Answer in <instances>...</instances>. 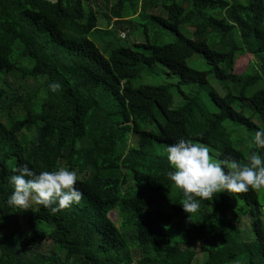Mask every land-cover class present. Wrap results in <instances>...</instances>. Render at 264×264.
<instances>
[{
	"label": "trees",
	"instance_id": "16d2710c",
	"mask_svg": "<svg viewBox=\"0 0 264 264\" xmlns=\"http://www.w3.org/2000/svg\"><path fill=\"white\" fill-rule=\"evenodd\" d=\"M94 1L0 0V264H264V189L219 192L188 216L157 152L181 136L225 165L264 152L251 141L264 0H113L109 18L141 25L130 47L99 30ZM100 31L111 42L96 47ZM21 163L76 170L82 199L55 214L7 206ZM48 242L63 256L39 250Z\"/></svg>",
	"mask_w": 264,
	"mask_h": 264
},
{
	"label": "clouds",
	"instance_id": "9594fccd",
	"mask_svg": "<svg viewBox=\"0 0 264 264\" xmlns=\"http://www.w3.org/2000/svg\"><path fill=\"white\" fill-rule=\"evenodd\" d=\"M47 87L55 93L60 85L50 82ZM251 141L257 149H264V128L257 129ZM165 152L171 167L167 177L179 190L182 196L179 205L188 216L200 214L201 202L212 200L219 192L264 189V152L251 151L246 163L233 159L225 165L210 156L208 145L183 136L167 145ZM77 180V171L68 167L37 172L21 163L9 177L12 191L5 204L19 210L36 204L55 214L82 199V192L75 186Z\"/></svg>",
	"mask_w": 264,
	"mask_h": 264
},
{
	"label": "rangeland",
	"instance_id": "374dc122",
	"mask_svg": "<svg viewBox=\"0 0 264 264\" xmlns=\"http://www.w3.org/2000/svg\"><path fill=\"white\" fill-rule=\"evenodd\" d=\"M113 5V0H95L92 2V7L97 11V17H98V28L99 30H108L112 28L116 34V42L118 46L122 47H130L134 44H140L143 43L144 37L142 33L140 34L139 31L141 30V25H138L135 22H130L129 24H126L125 22L119 23L115 22L113 18H109V9ZM84 7H86V4L84 3ZM160 9H153L150 10V12L154 13V15H161L159 12ZM159 12V13H158ZM164 17V16H162ZM128 20V19H127ZM95 32L90 35H88V39L94 43L96 47H101V45L106 44L108 42H111L109 37L103 34V32ZM114 41V39H112ZM102 51V48L100 49ZM106 57V55L104 54ZM252 59L251 54H244L242 56H239L234 63L233 67V73L235 74H241L247 67L248 63ZM188 66L194 67V60L189 61ZM201 69L204 68V66H200ZM205 69V68H204ZM8 81L12 83L13 81L8 78ZM30 81H19L16 82L14 81L13 84L19 85L22 84L25 87H36L38 84L31 85ZM253 121L258 124L259 122L257 119H253ZM260 124V123H259ZM166 146H160V149H157L158 153L161 154H166L165 152ZM261 200V198H260ZM262 201V200H261ZM160 207H164L161 205ZM110 217L112 218L113 221H116V215L115 213H111ZM263 224H264V219H263ZM197 248V247H196ZM40 251L44 253H51L52 251H58L60 256H63V252L58 250L57 247H54V245L50 242L43 244L40 249ZM77 261L79 259L76 258ZM203 263V257L200 253L197 254L196 259L193 264H202Z\"/></svg>",
	"mask_w": 264,
	"mask_h": 264
},
{
	"label": "water",
	"instance_id": "95a60500",
	"mask_svg": "<svg viewBox=\"0 0 264 264\" xmlns=\"http://www.w3.org/2000/svg\"><path fill=\"white\" fill-rule=\"evenodd\" d=\"M46 1H50L51 3H56L57 0H46Z\"/></svg>",
	"mask_w": 264,
	"mask_h": 264
}]
</instances>
